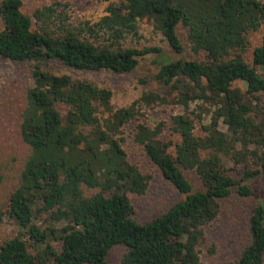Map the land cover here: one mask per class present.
Instances as JSON below:
<instances>
[{"label": "trees", "instance_id": "16d2710c", "mask_svg": "<svg viewBox=\"0 0 264 264\" xmlns=\"http://www.w3.org/2000/svg\"><path fill=\"white\" fill-rule=\"evenodd\" d=\"M96 1L103 14L84 20L67 2L28 15L21 0L0 1V59L25 63L31 81L16 124L25 155L0 206L13 227L0 264H112L116 247L120 264H203L220 203L250 197L248 182L264 176V41L245 58L264 26V0ZM143 22L176 56L182 30L192 58L141 44ZM149 55L160 88L127 106L112 105L111 88L83 75L125 76ZM167 104L181 109L169 126L177 141L163 140L161 123L143 122L133 141L179 199L140 223L131 195H144L152 177L128 161L123 133L143 109ZM246 229L238 259L217 264H264L263 203Z\"/></svg>", "mask_w": 264, "mask_h": 264}, {"label": "rangeland", "instance_id": "374dc122", "mask_svg": "<svg viewBox=\"0 0 264 264\" xmlns=\"http://www.w3.org/2000/svg\"><path fill=\"white\" fill-rule=\"evenodd\" d=\"M1 1V0H0ZM22 11L28 15L38 6L49 4L53 0H21ZM70 5L73 18L76 20L95 19L103 14L104 4L96 0H57ZM140 43L146 46H159L171 59H190L185 36L180 30V38L184 48L181 55L176 56L162 41V37L146 22L140 24ZM264 41V26L249 38L245 58L251 62L253 50L260 47ZM156 55H149L139 62L134 73L118 76L110 73L83 74L96 82L107 84L113 93L112 105L122 107L136 101L144 90H159L158 82L154 80L157 66L153 63ZM56 70L59 68L55 66ZM25 63H14L0 59V206L5 203L8 191L14 185L13 177L17 174L20 161L25 155V148L17 133V114L23 103L24 90L31 81L28 79ZM62 72H64L62 70ZM146 81V83H143ZM239 84V83H238ZM181 112L173 104L155 106L141 111L135 122H130L124 129L122 148L128 161L139 168L143 174H150L151 181L147 191L142 196L131 195L135 209V218L143 223L152 219L167 206L179 199V195L171 187L157 169L151 164L141 146L133 141L135 125L138 122L154 126L163 125V140L177 141V136L170 132V119ZM187 180L194 189H200L197 176L190 171H184ZM252 191L250 197L239 198L235 195L220 203L216 220L206 229V241L201 247L203 264H217L222 261L238 259L243 247L247 244L246 217L257 203L264 204V176L248 182ZM13 227L9 220L0 217V242L12 234ZM213 247L210 254L208 249ZM124 252L122 247H116L109 253L108 260L112 264H120Z\"/></svg>", "mask_w": 264, "mask_h": 264}]
</instances>
